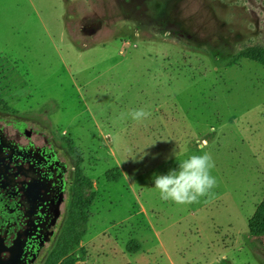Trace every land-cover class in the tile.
Listing matches in <instances>:
<instances>
[{"label": "rangeland", "instance_id": "1", "mask_svg": "<svg viewBox=\"0 0 264 264\" xmlns=\"http://www.w3.org/2000/svg\"><path fill=\"white\" fill-rule=\"evenodd\" d=\"M260 61L264 0H0V113L54 135L89 203L50 263L264 264Z\"/></svg>", "mask_w": 264, "mask_h": 264}, {"label": "flooded vegetation", "instance_id": "2", "mask_svg": "<svg viewBox=\"0 0 264 264\" xmlns=\"http://www.w3.org/2000/svg\"><path fill=\"white\" fill-rule=\"evenodd\" d=\"M9 116L0 113V264H45L66 228L75 168L39 121Z\"/></svg>", "mask_w": 264, "mask_h": 264}, {"label": "trees", "instance_id": "3", "mask_svg": "<svg viewBox=\"0 0 264 264\" xmlns=\"http://www.w3.org/2000/svg\"><path fill=\"white\" fill-rule=\"evenodd\" d=\"M210 57L214 66L217 68H228L234 64V61L231 59L225 61L221 59L219 54L214 52H211ZM260 62L262 64L264 63L262 61ZM105 176L107 181L110 183H117L121 178V174L118 169L107 171ZM88 207L89 203H85L83 206H78L76 209L70 210L66 228L64 229L56 248L51 253L48 263L51 262L52 256L57 255V259H59L60 257L67 256L76 250L81 239L86 234V209ZM259 239H264V199L256 209L251 221L248 224V232L243 235V242L245 245H249L250 248H254L255 240Z\"/></svg>", "mask_w": 264, "mask_h": 264}, {"label": "water", "instance_id": "4", "mask_svg": "<svg viewBox=\"0 0 264 264\" xmlns=\"http://www.w3.org/2000/svg\"><path fill=\"white\" fill-rule=\"evenodd\" d=\"M94 31H91L90 34H92Z\"/></svg>", "mask_w": 264, "mask_h": 264}]
</instances>
